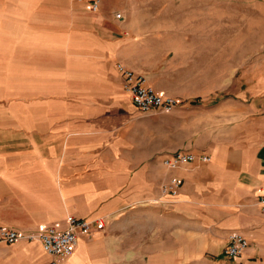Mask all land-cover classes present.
Returning a JSON list of instances; mask_svg holds the SVG:
<instances>
[{"label":"crops","instance_id":"1","mask_svg":"<svg viewBox=\"0 0 264 264\" xmlns=\"http://www.w3.org/2000/svg\"><path fill=\"white\" fill-rule=\"evenodd\" d=\"M91 1L0 0V226L64 229L68 216L105 226L66 257L37 240L5 244L15 256L0 264H264V55L205 54L200 66L222 79L199 90L205 98L178 101L167 121L134 105L115 65L146 69L170 95L151 79L159 65L128 56L131 43L140 30L161 40L189 28L104 24L106 0L99 12ZM195 57L182 66L198 68ZM177 150L210 159L163 165ZM173 175L174 195L161 190ZM231 231L248 240L237 258L224 253Z\"/></svg>","mask_w":264,"mask_h":264},{"label":"rangeland","instance_id":"2","mask_svg":"<svg viewBox=\"0 0 264 264\" xmlns=\"http://www.w3.org/2000/svg\"><path fill=\"white\" fill-rule=\"evenodd\" d=\"M84 1L87 4L89 0ZM97 1L96 12H99L102 0ZM105 4L110 8V15L109 19H104V24H184L189 28L184 29L189 32L186 36L171 31L161 40L152 37L160 34L159 29L140 30L143 33L140 39L131 43L136 53L128 55L141 65H150L148 68L159 65L157 72L153 70L151 79L179 101L189 103L198 96L205 98L199 90L207 88L209 80L218 84L222 79L208 77L207 71L200 66L205 54H247L249 58L264 55V0H106ZM198 31L212 34H194ZM163 49L171 52L162 55ZM173 53L177 54L175 58L171 57ZM187 55L196 56L198 68L192 69L191 61L189 66H182L186 63L182 59ZM143 71L138 73L148 82ZM171 111L150 110L146 113L161 115L170 121ZM8 248L9 245L0 243V257L15 256Z\"/></svg>","mask_w":264,"mask_h":264},{"label":"built area","instance_id":"3","mask_svg":"<svg viewBox=\"0 0 264 264\" xmlns=\"http://www.w3.org/2000/svg\"><path fill=\"white\" fill-rule=\"evenodd\" d=\"M98 1L92 0L89 8L96 11ZM116 70L122 77V89L131 97L134 105L141 111L162 110L170 111L178 103L177 98L156 91L150 86L146 78L126 67L122 63L115 65ZM199 158L208 161L210 156L207 154H193L191 152L177 150L170 154H165L161 162L168 168H175L181 163ZM181 183V179L173 175L161 184V190L172 195L176 194ZM257 204L264 211V193L257 199ZM105 226L104 218L93 220L76 218L68 216L66 226L60 229L56 226L43 227L35 233H26L0 226V243L12 244L18 241L37 240L41 243L44 252L53 257H66L72 254L77 244L79 236L92 233L94 230H100ZM248 247V240L245 236L237 231L229 232L227 244L224 249L225 255L230 258L241 256Z\"/></svg>","mask_w":264,"mask_h":264}]
</instances>
